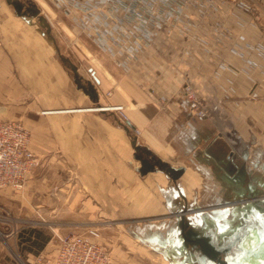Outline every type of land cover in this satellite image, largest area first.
<instances>
[{"label":"crops","instance_id":"crops-1","mask_svg":"<svg viewBox=\"0 0 264 264\" xmlns=\"http://www.w3.org/2000/svg\"><path fill=\"white\" fill-rule=\"evenodd\" d=\"M240 16L237 9L211 12L191 34L158 39L128 69L107 53L109 59L94 55L95 73L86 79L98 90L96 102L73 84L71 98L68 73L31 35L35 27L25 22L31 31L12 33L19 49L4 48L10 46L5 41L0 45V93L26 87L43 94L36 109L46 117L41 134L31 131L32 151L61 153L97 201L95 209L85 202L77 220L133 223L126 231L158 257L121 264H215L218 254L222 261L240 254L246 241H254L256 258L264 244V203L206 212L264 194V37L248 20L239 29ZM20 19L0 0V33L10 39L22 26ZM186 84L197 92L205 117L190 110L182 93ZM72 99L76 104H68ZM103 106L124 107L128 124L116 111L98 110ZM8 109L0 106V119H12ZM134 141L151 153L144 158L152 163L183 169L180 177L174 180L159 165L142 175L137 155L143 151ZM14 191L3 189L0 196ZM21 206L30 204L23 198ZM249 209L251 222L245 225L238 216ZM53 210L32 205L26 212L52 217ZM49 247L50 241L26 255L54 256L57 248L52 253Z\"/></svg>","mask_w":264,"mask_h":264},{"label":"rangeland","instance_id":"rangeland-1","mask_svg":"<svg viewBox=\"0 0 264 264\" xmlns=\"http://www.w3.org/2000/svg\"><path fill=\"white\" fill-rule=\"evenodd\" d=\"M22 1L26 4L28 2L36 4L40 10L39 15L46 19L47 24H42L38 16H28L32 22L27 25L35 27L34 30L37 31L36 34L33 29L26 25L27 22L24 19H20V24H22V26H20V29L17 31H11L10 39L6 38L7 34L4 36L0 33V45L5 41L10 46L4 48L19 49L16 43L17 41L12 38V33L16 32V35L19 36L18 32L31 29V35H34L41 41L40 45L46 49V52L52 54L57 63L63 66L68 73L71 81L70 96L73 98L75 89L72 84L77 86L74 81V72L68 62L62 61V57L77 66L80 76L83 78V81L86 82L89 80L86 79L87 75L91 78V71L95 73L94 55L101 54L107 59H109V56L107 55V57L106 52L95 45L92 39L83 32L78 23L74 22L73 18L60 11L53 0ZM48 28L50 29V33L47 37H44L42 33L47 32ZM20 35L22 36V33H20ZM50 38H52V40ZM39 49L41 50L43 48L39 47ZM21 50L25 52L23 48ZM6 80L5 82L7 84L10 80L9 78ZM89 81L92 82V80ZM10 90L9 93L7 91L5 94L4 92L0 93V106L9 107L7 118H12L13 120L2 118L0 119V123L15 121L21 124L30 134L31 149V131L34 133L39 131L41 134L40 130L44 127L42 120L46 116L43 115L41 110L39 111L36 109L37 105H40L43 99V94L35 93L26 87L20 88V91H15L14 89ZM54 104L64 105L63 102H55ZM68 104H76V102L72 99ZM95 107L98 106L95 105ZM15 118L19 120H14ZM21 121L24 122L22 123ZM35 154L39 158L40 165L28 177L24 189L3 193V195L0 196V264L43 263V258L48 256L47 254L43 257L38 256L36 258H29V256L26 255V252L29 249L31 250V246L27 244V242H23L20 237V233L25 230L37 229L42 231L44 236L50 239L49 249L53 250V253L57 248L60 236L82 233L89 226H95L100 230L102 242L111 251L113 264L129 262L145 263L152 260L158 261V257L151 255V252L142 244V241L131 237L126 231V227L131 229L130 224L133 223L112 220H77V214L83 212V208L86 209V206H84L85 202L90 204L92 209H95L93 202L96 203L97 201L93 197V193L83 188L77 168L69 165L68 160L63 158L61 153L54 152L52 155L45 153H43V155L39 153ZM29 192L31 193L30 196L28 195ZM257 196L258 197H245V199L236 201L234 204L228 203L209 206L206 212L226 211L235 205H237V207L245 206L251 202L264 203V194ZM23 198L27 199L30 207H32V205L42 206L44 211L47 208H54V215L52 217L46 215H36L35 217L27 216L26 210L30 207L21 206ZM43 201L47 205L46 208L45 205H38V202L42 203ZM250 210L251 209L246 211L245 216H238L245 220V225L251 222L247 217ZM237 218L232 222L234 227H236L234 224ZM233 239L235 240L234 237ZM253 243L254 241H251V243L246 241L244 246H242L245 248L246 252L242 254V248L239 250L240 254L230 253L228 258L225 257L227 262H229V264H264V244L256 251L258 256L254 258L255 250L251 247ZM218 257L221 258L222 254H218ZM260 259L263 260L261 263L259 261ZM214 263L218 264L216 261Z\"/></svg>","mask_w":264,"mask_h":264},{"label":"built area","instance_id":"built-area-1","mask_svg":"<svg viewBox=\"0 0 264 264\" xmlns=\"http://www.w3.org/2000/svg\"><path fill=\"white\" fill-rule=\"evenodd\" d=\"M56 7L73 18L96 46L128 69L142 53L158 39L175 35L185 37L200 28L211 12H241L247 25L260 29L264 37V0H53ZM253 27V28H254ZM245 41L243 35L239 38ZM238 49L234 50L238 53ZM182 93L190 110L200 117L207 115L192 85ZM110 95V93H109ZM99 110L101 108H98ZM120 113L128 124L123 107H110ZM128 126V125H127ZM138 134V130L134 129ZM40 165L30 149V134L19 123H0V191L23 190L28 177ZM42 264H113L111 251L103 244L102 234L95 226L82 233L60 236L56 254L44 257Z\"/></svg>","mask_w":264,"mask_h":264},{"label":"water","instance_id":"water-1","mask_svg":"<svg viewBox=\"0 0 264 264\" xmlns=\"http://www.w3.org/2000/svg\"><path fill=\"white\" fill-rule=\"evenodd\" d=\"M7 3L9 5H11L17 16L21 17L22 19H24L27 23H31V19H29L28 16H35V17H39V21L46 25V19L43 16H40V10L38 9L37 5L32 3V2H28L27 4L25 2H23L22 0H6ZM50 33V29L48 28L47 32H43L42 35L44 37H47L48 34ZM52 40V38H50ZM62 61L64 62H68L72 71L74 72V81L75 84L77 85V88L79 90H82L84 92L85 95H87L88 97H90L91 100L93 101H98L99 100V93L98 90L95 86L94 83H92L91 81H83V78L80 76L79 71L77 66H75L73 63H70L66 58L62 57ZM91 73L93 74V72L91 71ZM133 145L135 146V148H137L138 151L141 150L140 146H136V141L133 142ZM143 151L142 154L137 155V159L140 160L141 162V168H140V173L142 175H146L147 173H149L150 171L155 170L156 165H159L160 168H162L163 170H165L168 174L171 175V177L176 180L180 177L181 173L183 172V169H174L173 167H170L167 163H162V162H156V163H152L151 160H153V158L150 160L149 158H144V154L151 156V153L149 151ZM214 261H216L218 264L219 262H222V264H229L227 261H222V258H217L214 257Z\"/></svg>","mask_w":264,"mask_h":264},{"label":"trees","instance_id":"trees-1","mask_svg":"<svg viewBox=\"0 0 264 264\" xmlns=\"http://www.w3.org/2000/svg\"><path fill=\"white\" fill-rule=\"evenodd\" d=\"M20 237L23 242H29V245L32 248L41 251L45 245L50 241L48 237H45L42 231L37 229L25 230L20 233ZM30 250V249H29Z\"/></svg>","mask_w":264,"mask_h":264},{"label":"bare ground","instance_id":"bare-ground-1","mask_svg":"<svg viewBox=\"0 0 264 264\" xmlns=\"http://www.w3.org/2000/svg\"><path fill=\"white\" fill-rule=\"evenodd\" d=\"M107 108H108L107 106H105V107H101L100 111H108ZM96 109H97V108H96ZM123 109H124V107H123ZM98 110H99V109H98Z\"/></svg>","mask_w":264,"mask_h":264}]
</instances>
